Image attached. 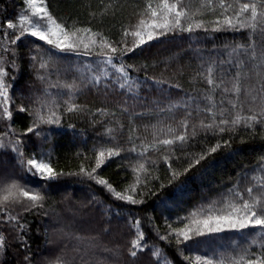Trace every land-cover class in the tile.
Wrapping results in <instances>:
<instances>
[{
	"label": "snow or ice",
	"instance_id": "snow-or-ice-1",
	"mask_svg": "<svg viewBox=\"0 0 264 264\" xmlns=\"http://www.w3.org/2000/svg\"><path fill=\"white\" fill-rule=\"evenodd\" d=\"M137 7L115 40L91 25L114 18L119 0H100V10L89 12V26L61 21L47 0H23L12 17L0 7V264H140L143 255L152 264H176L177 257L183 264H264V155L242 166L231 187L202 197L175 220L163 217V234L155 216L137 215L131 207L153 198L164 208L179 207L216 155L236 156L249 140L264 141V0H145ZM224 32H246V42L213 44L208 56L200 55L189 89L174 77L149 76L154 65L125 59L185 33L199 42L200 33ZM68 54L92 58L79 63L70 80L63 78L69 68L61 71ZM25 69L31 79L21 86ZM134 72H143V78ZM149 89L153 97L141 95ZM173 90L182 95L173 98ZM86 92L103 96L104 106L77 103ZM113 96L120 97L114 107ZM177 112L183 113L179 119ZM74 114L102 131L92 154L76 152L82 157L76 170L65 171L54 166L51 141L54 133L64 134L65 117ZM146 116L161 118L136 124ZM66 127L76 132L74 123ZM197 145L200 151L190 150ZM114 162L126 182L100 174ZM65 177L88 184L89 198L80 206L101 212L107 220L102 234L112 233L113 218L125 221L130 238L124 244L117 236L105 242L101 233L49 230L44 223L52 214L49 194ZM145 222L155 234L152 241ZM38 236L43 244H34ZM209 237L227 243L192 254Z\"/></svg>",
	"mask_w": 264,
	"mask_h": 264
},
{
	"label": "trees",
	"instance_id": "trees-1",
	"mask_svg": "<svg viewBox=\"0 0 264 264\" xmlns=\"http://www.w3.org/2000/svg\"><path fill=\"white\" fill-rule=\"evenodd\" d=\"M50 10L61 21L71 23L72 20L78 19L80 26H89V12L100 10V0H47ZM108 0H104L107 3ZM145 0H119L120 9L116 16L105 18L104 23L98 24L96 21L92 22L94 30L103 31L106 35H109L112 39L119 38V32L122 24L128 23L129 20L134 19L132 14L138 11V7H143ZM0 7L7 8L8 17L13 16V11L23 7V0H0ZM0 18H3V14H0ZM247 33L240 32H224L218 33L215 37L211 35L205 36L200 33V41L197 42L195 37H189L188 34H183V38L177 37L172 40H166L163 43H152L149 48H146L143 53H139L135 56L129 54L125 59L129 64L132 63H147L154 65L149 67V76L156 75L159 77L163 74L165 79L174 77V82H180L184 88L189 89L191 87L190 77L198 71L199 57L200 55L208 56L209 51L212 49L213 44L220 45L225 40L246 42ZM203 50V51H201ZM213 55L215 53H212ZM171 58V59H169ZM91 57L77 58L71 54H68L66 62L62 63L61 71L65 68H69L66 76L63 78L71 79L75 73V67L82 62H90ZM155 62V63H154ZM167 62V67H166ZM71 66V67H69ZM133 75H139L143 78L144 73H133ZM55 79V76L53 77ZM31 79L28 70H24L23 78L20 79V85L23 86ZM198 87H204L203 84H198ZM37 87L39 84L37 83ZM165 87H167L165 85ZM156 93L154 90L149 89L141 93L142 96L153 97ZM177 90L172 91L173 98L177 95ZM103 96L96 95L94 93H84L79 96L77 103L88 104L90 107L104 106L102 104ZM120 99L119 96H113L110 98L109 106L114 107L115 103ZM163 106V105H161ZM145 111V109L137 107L136 112ZM183 115L182 112H177V119ZM161 117L151 116L144 119H137L136 124H151L155 123L156 119ZM124 123L127 125V117H124ZM74 123L76 125V132L73 133L71 129L66 127L67 123ZM55 127V126H53ZM84 129L83 133L80 132ZM64 134L54 133L51 141L52 155L54 166L63 168L65 171L76 170L80 159L76 157V152L83 151L91 155L90 149L94 143L97 142V133L102 131V127L97 126L93 128L90 126L88 117H81L80 115H72L65 117V127L61 129ZM143 134V128L140 129ZM241 135L247 136L241 132ZM214 142V141H213ZM239 137L234 144L238 146ZM47 147V145H46ZM202 145H197L191 148V151H200ZM260 155H264V141H261L259 137L255 140H249L247 145L244 146L243 151L236 156H232L227 152L220 153L215 156V159L211 165L210 171L202 179L198 180L196 184L192 186V191L188 196L184 198V202L175 207L171 204L168 208H164L154 203L155 198L149 200L146 206H131L137 215L143 216L144 214H151L156 217L155 223L161 228L163 234L164 220L163 217H168L169 220H175L176 216H183L187 210H189L194 204L199 202L202 197H214L218 192H222L225 188L231 187L232 183H235L237 174L242 170V166H251L259 158ZM166 164H161L160 174L163 178V173L166 169ZM113 182L123 180L124 173L117 169L116 163H111L103 169L100 173ZM131 178L130 175L128 177ZM60 188L53 190L50 195L48 205L52 209L51 218H45L44 223L49 224L52 229L66 227L73 231H79L86 234L95 235L101 233V230L106 226L107 220L102 216L101 212L92 207H81L80 202H86L89 198V188L87 183H79L75 178L65 177L60 182ZM95 191H99L98 187L93 186ZM64 197H68L67 201L61 202ZM107 199V198H106ZM29 219H32L29 217ZM37 223H33V230L37 227ZM113 231L111 234L102 235V239L105 242L113 240L114 236L119 237L118 242L124 244L129 239L128 228L124 220L117 221L112 219ZM145 230L148 233L149 240L155 239V234L150 231L147 222H145ZM234 239H239L238 236L232 234ZM44 237H35L34 244H43ZM241 244L246 243L240 241ZM162 248L171 256L174 255L173 249L165 247V242H159ZM220 243H227V238L224 241L219 238L209 237L205 244L199 246H193L192 254H205V249L208 251L211 248L218 247ZM256 249L253 248V251ZM186 254H189L186 252ZM140 264H152V261L148 255H143L140 258ZM176 264H183L181 258H176Z\"/></svg>",
	"mask_w": 264,
	"mask_h": 264
}]
</instances>
